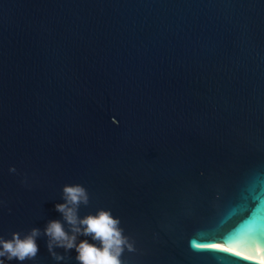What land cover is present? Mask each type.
I'll return each instance as SVG.
<instances>
[{
	"label": "water",
	"instance_id": "obj_1",
	"mask_svg": "<svg viewBox=\"0 0 264 264\" xmlns=\"http://www.w3.org/2000/svg\"><path fill=\"white\" fill-rule=\"evenodd\" d=\"M65 185L121 264L264 261V0H0V237L62 219ZM46 239L23 264H78Z\"/></svg>",
	"mask_w": 264,
	"mask_h": 264
},
{
	"label": "clouds",
	"instance_id": "obj_2",
	"mask_svg": "<svg viewBox=\"0 0 264 264\" xmlns=\"http://www.w3.org/2000/svg\"><path fill=\"white\" fill-rule=\"evenodd\" d=\"M62 199L63 203L55 205L62 219L50 220L42 230L34 227L23 236L13 232L10 239L0 237V264H5L6 260L21 264L34 260L39 253L37 240L41 236L47 238L48 253L57 262L63 261L65 256L56 249H63L65 253L74 250L78 264H121L125 247L130 249L131 245L122 234L119 220L105 210L81 217V205L89 204V194L81 185H65ZM80 237H88L92 242Z\"/></svg>",
	"mask_w": 264,
	"mask_h": 264
},
{
	"label": "bare ground",
	"instance_id": "obj_3",
	"mask_svg": "<svg viewBox=\"0 0 264 264\" xmlns=\"http://www.w3.org/2000/svg\"><path fill=\"white\" fill-rule=\"evenodd\" d=\"M199 248H210V249L220 250L228 254H231L233 256H236L238 258H241V259H244L250 262H254L256 264H264V261L256 260L255 258H253L252 256L248 254L235 251L231 247L223 245L221 242H210V243L199 246Z\"/></svg>",
	"mask_w": 264,
	"mask_h": 264
}]
</instances>
